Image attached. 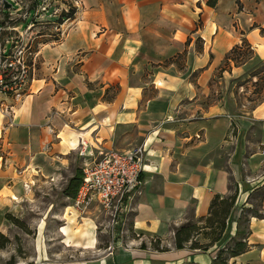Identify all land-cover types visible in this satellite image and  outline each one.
Returning <instances> with one entry per match:
<instances>
[{"label": "crops", "instance_id": "0c3cea01", "mask_svg": "<svg viewBox=\"0 0 264 264\" xmlns=\"http://www.w3.org/2000/svg\"><path fill=\"white\" fill-rule=\"evenodd\" d=\"M23 2L31 12L41 0ZM43 4L50 25L39 35L37 23L32 28L39 66L23 94L0 95V226L35 191L68 199L62 189L80 167L83 145L85 155L143 145V185L126 222L131 230L106 254V244L96 245L107 233L103 218L92 209L83 217L91 228L66 247L96 245V264H211L219 249L240 241L242 250L224 256L226 264H264V96L248 100L236 84L264 65V0ZM54 8L67 21L57 22ZM241 40L251 53L222 69ZM234 186L220 239L204 251L188 243L175 248L174 229L205 216L211 198ZM155 239L159 249L150 243Z\"/></svg>", "mask_w": 264, "mask_h": 264}, {"label": "built area", "instance_id": "2783aa9c", "mask_svg": "<svg viewBox=\"0 0 264 264\" xmlns=\"http://www.w3.org/2000/svg\"><path fill=\"white\" fill-rule=\"evenodd\" d=\"M4 1L8 6H4ZM23 1L0 0V95L5 97L23 94L33 77L36 54L32 28L44 21L47 12L43 0L31 12ZM51 13L60 15L56 8ZM18 22H24L22 30L18 29ZM85 154L83 145L78 151L80 180L74 196L69 198L70 206L77 216L82 217L92 209L101 214L108 238L104 251L111 254L128 232L131 200L143 185L145 150L143 145H137L126 150L96 148Z\"/></svg>", "mask_w": 264, "mask_h": 264}, {"label": "rangeland", "instance_id": "374dc122", "mask_svg": "<svg viewBox=\"0 0 264 264\" xmlns=\"http://www.w3.org/2000/svg\"><path fill=\"white\" fill-rule=\"evenodd\" d=\"M63 13L65 12L59 13V17ZM59 17L57 16L55 19L59 23L68 19V17L63 16V20H61ZM46 23L41 21L36 24V34L39 35L47 31L50 24ZM17 26L19 30H22L24 22H18ZM51 30L52 35H54L56 30L54 28ZM39 39L41 42L42 38ZM33 48H38L35 41ZM37 66H39L38 55L35 58V67ZM256 68L250 70L246 76L236 80V84L241 83L243 85V96L251 101H257L264 96V89L260 88L261 83H255L256 78L251 76L252 72L259 70ZM35 192L38 194L33 195L28 200L18 201L19 204L15 209H11L3 215L0 233L6 236L8 241L0 249V264H5L11 257L13 264H30L39 258L52 264H96L94 255L99 253L96 245L103 247L108 240L107 235H98L97 244L95 246L89 245L90 247L83 250L78 251L73 247H66L64 244H72L75 241L74 238L85 236V232L88 231V226L91 224L87 225L86 221H89L83 217L90 215H83L82 218L81 216L74 218L73 215V220H71L70 212L73 210L69 198L60 200L46 192ZM257 196H259V192L253 193L250 198L252 209L255 208V211L259 205ZM188 220L196 221V217L190 216ZM95 231L98 232L97 227ZM195 238L201 243L205 242L203 234Z\"/></svg>", "mask_w": 264, "mask_h": 264}, {"label": "trees", "instance_id": "16d2710c", "mask_svg": "<svg viewBox=\"0 0 264 264\" xmlns=\"http://www.w3.org/2000/svg\"><path fill=\"white\" fill-rule=\"evenodd\" d=\"M211 3V2H210ZM68 14V13H67ZM67 16V15H64ZM264 33V29H261ZM251 53L250 46L244 40H241L239 44H235L231 47L229 52L224 56V69L229 61L234 64L240 63ZM259 68L258 71H255ZM251 73L252 77H255V83H261L260 88L264 89V65H259ZM80 168L74 170L73 175L67 180L65 187L62 189V193L72 198L74 196L76 187L80 180ZM237 189L236 186L232 189L229 195L220 196L214 195L208 205L207 214L203 217L196 218V221L187 220L183 224L179 225L173 231V246L175 248H182L188 243V247L191 249H197L204 251L208 246L218 241L224 231L226 218L234 204L236 199ZM264 191L262 192V196ZM244 219V218H243ZM131 228L128 227V231ZM204 235L205 242L201 243L196 240L198 235ZM8 239L2 233H0V249L5 246ZM154 249H159L158 241L155 239L150 242ZM243 242L234 241L231 246L226 247L224 250L219 249L215 257L212 259L211 264H226V257L233 256L239 253L243 248ZM141 247H144V243H141ZM161 249H166L161 247ZM5 264H13V258L5 262Z\"/></svg>", "mask_w": 264, "mask_h": 264}, {"label": "water", "instance_id": "95a60500", "mask_svg": "<svg viewBox=\"0 0 264 264\" xmlns=\"http://www.w3.org/2000/svg\"><path fill=\"white\" fill-rule=\"evenodd\" d=\"M4 6H8V4L4 1Z\"/></svg>", "mask_w": 264, "mask_h": 264}]
</instances>
